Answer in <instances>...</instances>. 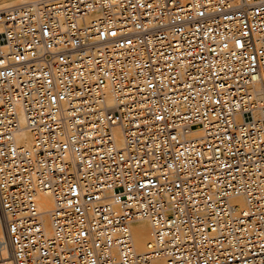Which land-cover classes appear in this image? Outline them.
I'll return each instance as SVG.
<instances>
[{"label": "built area", "instance_id": "1", "mask_svg": "<svg viewBox=\"0 0 264 264\" xmlns=\"http://www.w3.org/2000/svg\"><path fill=\"white\" fill-rule=\"evenodd\" d=\"M0 218L13 264H264V0L0 10Z\"/></svg>", "mask_w": 264, "mask_h": 264}, {"label": "bare ground", "instance_id": "2", "mask_svg": "<svg viewBox=\"0 0 264 264\" xmlns=\"http://www.w3.org/2000/svg\"><path fill=\"white\" fill-rule=\"evenodd\" d=\"M32 1H38V0H0V10H5L12 8L14 6L32 2ZM257 95L259 98H263V92L260 87L257 86ZM199 136L197 132H194L191 135V139L196 138ZM17 140L21 143H23L26 147H29L31 145V139L28 134L22 133L17 137ZM118 144H121V141L118 142ZM241 204H243V201H240ZM38 206L39 210L42 213H46L45 222H46V228L48 231L51 230L47 213L52 209V200L49 196H40L38 198ZM131 232L134 237V245L135 250L139 254L147 253L149 251V247L152 243L151 239V225L147 220H140L135 221L131 224ZM0 264H13L11 254L8 247V242L6 238V234L2 225V221L0 218ZM154 264H163L162 261L157 260L154 262Z\"/></svg>", "mask_w": 264, "mask_h": 264}]
</instances>
